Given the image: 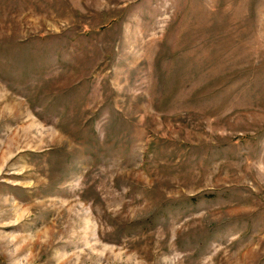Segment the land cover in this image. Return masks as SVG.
I'll return each mask as SVG.
<instances>
[{"label": "rangeland", "instance_id": "rangeland-1", "mask_svg": "<svg viewBox=\"0 0 264 264\" xmlns=\"http://www.w3.org/2000/svg\"><path fill=\"white\" fill-rule=\"evenodd\" d=\"M0 264H264V0H0Z\"/></svg>", "mask_w": 264, "mask_h": 264}]
</instances>
